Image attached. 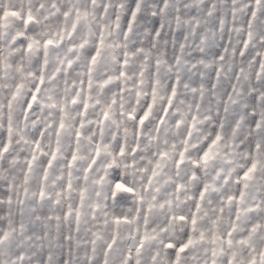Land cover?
<instances>
[{
	"label": "snow or ice",
	"instance_id": "1",
	"mask_svg": "<svg viewBox=\"0 0 264 264\" xmlns=\"http://www.w3.org/2000/svg\"><path fill=\"white\" fill-rule=\"evenodd\" d=\"M0 264H264V0H0Z\"/></svg>",
	"mask_w": 264,
	"mask_h": 264
},
{
	"label": "rangeland",
	"instance_id": "2",
	"mask_svg": "<svg viewBox=\"0 0 264 264\" xmlns=\"http://www.w3.org/2000/svg\"><path fill=\"white\" fill-rule=\"evenodd\" d=\"M129 195H130V194H129ZM128 203H129V206H130V205H131V199H130V198H129V202H128Z\"/></svg>",
	"mask_w": 264,
	"mask_h": 264
}]
</instances>
